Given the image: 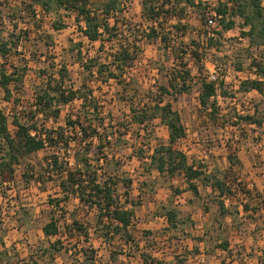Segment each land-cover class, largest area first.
<instances>
[{
    "label": "rangeland",
    "instance_id": "1",
    "mask_svg": "<svg viewBox=\"0 0 264 264\" xmlns=\"http://www.w3.org/2000/svg\"><path fill=\"white\" fill-rule=\"evenodd\" d=\"M216 2L209 0L200 8L190 7L181 22L187 26L185 30L175 27L177 17L162 16L160 30L167 41L161 38L152 41L144 37L149 31V21L143 14V0H123L124 11L116 13L119 16L118 37L102 47L101 41L91 42L80 31L74 12L63 11L62 15L42 13L40 19L35 20L28 12L21 13L16 7L21 6L20 0H0V4L8 6L4 11L0 10V33L22 37L12 50L7 69L13 70V66L20 71L25 69L24 85L21 90L13 87V94L26 106L33 103L35 87L42 82L39 71L51 64L55 56L58 67L67 63L77 85L85 81L92 83L105 106V114L111 112L116 120H125L130 112L129 101L120 98V86L111 81L100 89L98 81H90L93 78L76 60L74 50L75 44L80 42L86 61L89 57H96L107 62L112 59L110 54L119 43L134 36L135 29L142 38L143 49L135 65L127 70V76L135 80L128 89L130 96H135V102L148 100L151 88L158 89L161 84L171 86L167 74L180 68L181 62L188 64L192 71L189 91L167 97L180 112L188 130L187 137L181 139L177 147L191 162L207 165V172L213 174L212 179L221 178L232 188L233 193L224 198L230 213H221L219 200L222 198L210 185L195 181L199 188L196 195L182 172L175 175L162 173L151 165V155L156 148L169 140L168 128L160 119L149 125L147 134L137 125H131L123 154L127 160L125 170L134 179L131 199L139 202L133 207L135 218L131 231L140 246L124 243L119 235L109 245L92 233L91 239L98 253L94 264H145L140 255L142 251L148 264H262L264 125L249 124L240 115L259 110L263 116L264 96L255 90L241 91L240 84L256 77L252 62L254 59L264 60V45L260 38L252 40L242 33L249 27L244 26L240 16H234L236 24L233 29L223 35H213L212 32L216 31L207 26L204 18L216 8ZM60 20L65 27L57 30L54 23ZM111 22L114 23V19ZM25 30H29L28 35ZM211 36H216L213 37L216 41L214 47L208 45ZM3 63L0 56V69ZM211 72L224 84L215 96L216 105L206 108L200 101L201 80ZM0 106L12 120L17 109L4 98L1 87ZM79 106L80 101L61 105V118L55 123L49 121L48 126L65 125V118L69 113H75ZM10 128L15 134L16 127L12 123ZM48 153L51 154L52 149L22 157L23 164L16 166V179L11 183L0 182V252H4L1 264H9L11 260L13 264H93L91 258H86L84 248H74L67 239V248L60 249L55 263L44 251L49 249L50 243L42 228L50 215L48 195L54 193L55 188L52 183L44 186L29 182L27 178L31 172L27 169L30 164L42 161ZM177 189L181 193L176 192ZM78 203L73 198L67 208L73 210ZM244 204L250 209L246 210ZM171 209L177 210L176 227L168 221L167 212ZM81 216L88 222L94 220V213H82ZM55 239L50 238L51 241ZM81 242L85 243L79 241L80 245ZM226 242L229 243L227 250L222 247Z\"/></svg>",
    "mask_w": 264,
    "mask_h": 264
},
{
    "label": "trees",
    "instance_id": "2",
    "mask_svg": "<svg viewBox=\"0 0 264 264\" xmlns=\"http://www.w3.org/2000/svg\"><path fill=\"white\" fill-rule=\"evenodd\" d=\"M20 1L21 6L16 7L20 8L21 13L28 12L35 20H39L42 13L62 15L63 11L74 12L80 31L91 42L101 41L102 47H105L106 42L114 41V37H118L119 16H116V13L124 11L123 0ZM158 1L155 3V0H143V14L149 21V31L144 33V37L152 41L159 38L167 41L160 30L162 16L177 17L178 24L175 27L185 30L187 26L181 22L188 9L200 8L205 3L204 0ZM263 1L231 0V6L220 2L216 10L222 15V28L215 32L216 35H223L233 29L236 24L234 16H240L244 26L249 27L242 33L252 40L260 38L261 44L264 45ZM6 7V4H0V10L4 11ZM112 19L114 23L111 22ZM204 19L207 24V17ZM15 26L17 28V24ZM54 27L57 30L63 29L65 23L63 20L57 21ZM24 33L28 35L29 30ZM132 35V38L128 36L125 41L119 43L110 54L112 59L107 62H101L100 58L96 57H89L86 61L82 43L75 44L74 56L93 78L90 81H98L100 89L114 81L120 86V98L129 101L130 112L125 120H116L113 113L105 114V106L92 83L85 81L77 85L72 79L67 63L58 67L55 56L52 57L51 64L39 71L42 82L35 87L33 103L30 106L22 104L20 98L14 96L13 87L21 90L25 69L20 71L15 66L13 70L7 69L12 50L18 46L22 37L14 38L12 33H0V56L4 59L0 69V87L4 91V98L17 109L10 120L9 115L0 106V182L11 183L16 179V166L23 164L22 157L52 149V153L45 155L38 164H30L27 171L31 173L27 179L44 186L52 183L55 188V192L48 195L50 215L42 228L50 243L49 249L44 251L50 254L54 263L60 249L67 248V239L74 248H84L86 258H91L94 264L98 253L91 239L92 233L109 245L119 235L124 243L140 246L131 231L135 218L133 207L139 202L131 199L134 179L125 170L127 160L123 154V145L128 143L127 136L131 125H137L147 134L150 132L149 125L160 119L168 128L169 140L167 144L156 148L151 155V165L162 173L175 175L182 172L196 195L199 194V188L195 181L210 185L222 198L219 200L221 213H230L224 198L233 193L232 188L221 178L212 179L213 174L207 172V165L191 162L187 154L177 147L179 141L187 137L188 130L180 112L167 97L189 91L193 81L191 69L188 64L181 62L180 68H175L167 74L171 86L161 84L158 89L151 88L148 90V100L135 102V96L131 97L128 91L135 80L127 76V70L135 65L143 49L138 29H135ZM48 37L52 41V37ZM213 37L216 36L208 38L210 47H214L216 43ZM252 63L257 70V77L242 81L240 90H255L264 96V60L254 59ZM206 78L204 76L201 80L200 101L208 108L210 105H216L215 96H218L219 87L224 82L209 81ZM134 93L137 95L138 92ZM75 101H80V106L75 113L68 114L65 125L48 126L49 121L55 123L61 118V105ZM240 118L249 124L264 125V115L260 116L259 110L253 114L240 115ZM10 123L16 127L15 134L11 132ZM137 133L140 134V130ZM23 175L27 177L26 173ZM176 192L181 193V190L177 189ZM73 198L79 203L73 210H69L67 207ZM244 208L250 209L248 204H244ZM87 212L94 213L93 221L88 222L82 218L81 214ZM167 216L170 224L176 227L177 210L171 209ZM51 237L56 239L51 241ZM79 241L85 243L81 242L80 245ZM1 243L5 246L3 241ZM222 247L229 249V243L222 244ZM3 254L1 251L0 264ZM42 255L46 257V254ZM140 255L143 262L148 264L146 254L142 251ZM13 263L12 260L9 262ZM261 263H264V259Z\"/></svg>",
    "mask_w": 264,
    "mask_h": 264
},
{
    "label": "built area",
    "instance_id": "3",
    "mask_svg": "<svg viewBox=\"0 0 264 264\" xmlns=\"http://www.w3.org/2000/svg\"><path fill=\"white\" fill-rule=\"evenodd\" d=\"M204 1H209V0H204ZM220 2H226L229 6L232 5L231 0H217V2L215 3V6L217 7L220 4ZM221 17H222V15H219L217 13L216 8H213V11L210 14H208V16H207V26L209 28H212L214 31L221 30V28H222V25L220 22ZM212 34L214 35L215 32H212ZM254 69H255V73H256V77H257V70H256V68H254ZM206 77H207L206 79L209 81H218L217 75L214 72H211V74L207 75Z\"/></svg>",
    "mask_w": 264,
    "mask_h": 264
}]
</instances>
